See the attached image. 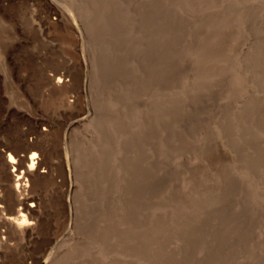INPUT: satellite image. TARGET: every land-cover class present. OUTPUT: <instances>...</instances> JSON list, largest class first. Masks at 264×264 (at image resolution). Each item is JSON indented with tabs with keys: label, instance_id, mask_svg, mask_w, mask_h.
Listing matches in <instances>:
<instances>
[{
	"label": "rangeland",
	"instance_id": "374dc122",
	"mask_svg": "<svg viewBox=\"0 0 264 264\" xmlns=\"http://www.w3.org/2000/svg\"><path fill=\"white\" fill-rule=\"evenodd\" d=\"M242 7L0 0V163L45 161L20 228L0 173V264H264V8Z\"/></svg>",
	"mask_w": 264,
	"mask_h": 264
},
{
	"label": "bare ground",
	"instance_id": "6f19581e",
	"mask_svg": "<svg viewBox=\"0 0 264 264\" xmlns=\"http://www.w3.org/2000/svg\"><path fill=\"white\" fill-rule=\"evenodd\" d=\"M242 6H246L247 8H249V7L250 8L251 7H253V8H257V7L264 8V0H246L245 3L241 0H234V8L236 7L235 9L245 8ZM235 43H237V41ZM234 45H236V44H234ZM216 66H220V64L217 65V63H216ZM49 80H50L51 84L60 87L63 83H65V76L64 75L51 76V78H49ZM88 117H89V115H87V117H84L83 119H81L78 122V124H82L83 122L87 121ZM74 126H75L74 124L70 125L68 127V131L71 132ZM66 136H67V134H66ZM18 148H20V147H18ZM10 149H12V148L10 147ZM24 150H25V148H24ZM27 151L29 154L26 157L19 155L17 152H15V156H14V154L12 155L11 152L10 153L5 152L4 155L2 154L3 156L1 155L3 157V159H2V163H0V173L4 176L8 174V176H9L8 188L10 189V191L12 193V198H11L12 207L9 210V216H7V217L5 216L6 217L5 220H7V222L10 225H13V224L17 225L18 228H20L25 223H27L26 215L23 212L24 208H21L20 206H22L24 204V202L30 201V199H33V194H31V195L27 194L26 195V193L29 191V188L31 186V184H30L31 178H33L37 174V172L44 165V162H45L44 160H42L40 158V156L37 152V149H36V147H34V145L28 146ZM1 178H2V176H1ZM18 207H20V208H18ZM2 211H4V210H2ZM27 211L28 210L25 209V212H27ZM30 224L33 225L35 223L31 222ZM15 229L17 231V228H15ZM66 235H68V234L66 233Z\"/></svg>",
	"mask_w": 264,
	"mask_h": 264
}]
</instances>
